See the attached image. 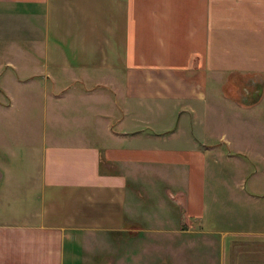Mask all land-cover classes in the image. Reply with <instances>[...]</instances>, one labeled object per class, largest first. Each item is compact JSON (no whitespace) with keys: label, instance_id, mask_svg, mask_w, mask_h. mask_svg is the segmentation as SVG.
Returning <instances> with one entry per match:
<instances>
[{"label":"crops","instance_id":"crops-1","mask_svg":"<svg viewBox=\"0 0 264 264\" xmlns=\"http://www.w3.org/2000/svg\"><path fill=\"white\" fill-rule=\"evenodd\" d=\"M0 51V105L44 91L53 126L24 178L0 149V264H101L155 189L189 235L163 258L199 245L209 264H264V0H0Z\"/></svg>","mask_w":264,"mask_h":264},{"label":"rangeland","instance_id":"rangeland-1","mask_svg":"<svg viewBox=\"0 0 264 264\" xmlns=\"http://www.w3.org/2000/svg\"><path fill=\"white\" fill-rule=\"evenodd\" d=\"M20 32L23 33L26 32V30L22 28V31ZM0 52L2 53V51ZM19 88L20 89L15 88L12 90L16 97L12 98L13 100H16L15 104L12 103L10 106L0 105V149L14 147L19 150V155H16L14 161L21 166L22 169L19 170V173L21 174L22 178H24V175L26 172H28V170H35V157L34 155L32 157V155L29 153V149L40 146L45 140L47 131H51L53 126L46 120L44 102L46 100V95H44V91H41L43 94L42 95L38 90H32L28 86H21ZM3 94L4 92L0 91V97H3ZM8 102H10V100H7V103ZM55 127L57 129H61L60 125ZM251 128V126H246L247 130ZM224 162L228 163L230 160H224ZM237 162L238 161L235 160L233 163L228 164V167L227 165L225 166L229 171L235 172L237 171V168L234 164H237ZM249 163L252 162L249 161ZM155 177L156 175L154 177L150 176L149 180L151 182L160 181V179ZM161 183L165 187V184L163 182ZM141 190V187L138 188L139 192H141ZM28 192L29 191L26 190L25 194H28ZM149 192L150 197L147 196L146 193L141 192L143 195L141 196V204L139 209H136L140 216L133 218V223H130V221L127 222L129 220L128 218L130 217L126 219L124 218V222H127L125 223V226H122L120 230H117L109 235H105V237H110L111 239L106 242L102 241L98 247V261H100L101 264H125V252H127L130 245H135L142 241H137L136 239L139 238L137 237L139 233L137 232V229L141 228V226H145V224L149 226L145 235L146 241H144V243L148 244V247L141 252L143 253L142 260L137 262V264H177L173 257L168 255L169 253H167V251H165V257L163 258L164 251L161 250L160 246H165L170 250L172 248L174 251V245L179 241H182L181 243L187 241L188 243L189 240H187V236L189 235H180L176 233V231H173V224L170 220L167 224L163 225V220L159 216L160 214H163L162 211L167 212L169 210V206L165 203V201H162L161 198L158 199V189ZM226 198L227 196L223 195V199L220 202H225ZM27 200H29V202L24 203L25 205L29 204L31 206H37L38 202L40 201V196L36 197L31 194ZM168 202H170L169 199ZM219 205L220 204H218V206ZM230 208L233 211H236V209H244L245 207L233 201L230 204ZM168 213H170V210ZM208 218L207 222H211V225L208 226L221 229L227 225L226 222H224L225 225L221 224V218H218V221L210 219L211 217ZM142 219H145V221ZM141 221H143V223H139ZM191 235L194 236L193 234ZM217 237L220 238L221 234L218 233ZM205 240L206 239L201 238L200 241ZM191 241H198V239ZM185 247L186 249L182 251V259L184 260V264H192L188 262L187 257L196 258V264H209V260H207L206 256L202 255L207 251L201 246L198 245L196 251L188 249V246Z\"/></svg>","mask_w":264,"mask_h":264}]
</instances>
